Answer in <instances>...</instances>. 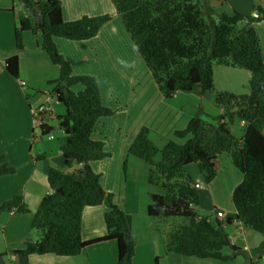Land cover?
Masks as SVG:
<instances>
[{"label": "trees", "instance_id": "16d2710c", "mask_svg": "<svg viewBox=\"0 0 264 264\" xmlns=\"http://www.w3.org/2000/svg\"><path fill=\"white\" fill-rule=\"evenodd\" d=\"M111 1L138 56L165 98H171L177 91H190L195 85L203 93L212 92L215 64L250 72L247 93L215 92L214 103L221 112L207 115L199 106L184 128L174 130L180 141L168 140L158 160H155L158 149L144 125L135 134L127 154L146 162L147 182L164 190L163 194H150L147 213L163 235L165 252L227 259L229 256L221 252L229 244L226 226L237 220L241 226L263 235L262 241L250 250L252 256L260 257L264 254V58L254 23L264 20V7L254 3L255 14L245 15L234 10L218 12L209 0ZM21 2L27 13L18 17L13 30L15 53L4 60V67L17 78L18 53L24 48L23 32L40 34L37 46L59 67L58 78L49 82L54 85L48 95L64 106V112L56 115L57 126L63 134L60 138L63 162L49 169L47 181L51 192L42 197L30 222L31 229L39 231L38 238L28 239L22 248L9 251L22 256L46 253L72 256L93 243L115 240L116 264H129L134 241L126 215L113 203L112 193L102 188L100 175L89 164L110 154L104 150V142L95 139L92 133L99 118L112 116L114 111L102 103L95 77L73 74L70 63L54 41V37L89 39L111 16H82L65 21L60 0ZM74 85H81V89L74 91ZM237 120L245 123L241 137L231 131ZM41 131H51V127L44 124ZM222 152L230 155L242 179L231 194L235 212L219 220L217 212L213 217L197 212L198 188L185 167L195 163L210 183L217 174ZM73 164L81 166L65 170ZM125 166L123 161L124 170ZM14 171L11 166L0 165V175ZM99 204L108 206L103 216L106 233L82 240V209ZM0 210L29 211L20 195L2 203ZM240 252L248 256L243 250L237 251Z\"/></svg>", "mask_w": 264, "mask_h": 264}, {"label": "crops", "instance_id": "0c3cea01", "mask_svg": "<svg viewBox=\"0 0 264 264\" xmlns=\"http://www.w3.org/2000/svg\"><path fill=\"white\" fill-rule=\"evenodd\" d=\"M60 3L61 15L65 21L76 20L82 16L101 14L111 16V19L99 28L95 36L89 39L70 40L54 37L58 51L70 63L73 74H92L96 78L101 100L105 105L102 89L105 87L107 96L116 94L115 87L112 85L117 79L122 78L124 70L127 69L126 72H128L133 69L134 62H136L138 53L135 45L111 0H60ZM252 14L255 13L252 12ZM8 21L9 26L0 27V156H2L0 165L6 164L13 167L15 171L12 174L0 175V205L13 196L20 195L29 211L18 213L14 210H0V264H116L117 243L115 240L93 243L79 254L72 256L53 253L22 256L9 251L22 248L28 239L33 240L30 222L42 197L51 192L47 181L49 169L59 167L63 162L60 150V138L63 134L58 126H54L55 121L57 125L55 114L54 117L47 120L51 132L57 131L56 135H53L54 138H47L42 131V137H36L37 134H34V130L32 131V126H28L27 115L30 113L28 109H32L33 105L30 103L36 99L35 96L29 99L28 90L33 89L36 94L41 95L36 100V103L39 102L38 105L48 100L53 112L56 105L61 106L58 101V104L54 102V97L48 95L54 85L49 82L58 78L59 67L53 64L48 55L37 46L38 36H32L31 32L24 31L22 34L24 48L18 53V77L12 78L13 76L4 67V60L15 53L14 27L10 24L11 21ZM254 26L261 42L264 58V20L255 22ZM100 59L104 60L100 61ZM133 74H138V72L134 71ZM250 76V72L245 69L226 65L222 67L220 64H215L213 66L212 95L205 97L209 91L203 93L201 88L195 85L190 91L175 92L171 98H165L160 91L158 94L157 86L155 88L154 84L156 90H152L149 83L151 80L148 79L151 77L149 72L143 74L142 78H139L138 75L128 78H130L129 82L132 86V96L137 92L142 96V100L146 98L145 103L140 107L141 111L143 110L142 115L145 113L146 107H150L154 101L156 104H153L150 118L154 120V127L161 130L159 133L163 130L166 132V138L163 140H171V136L175 137L174 130L186 126L190 117L199 107V102L202 105L207 103L212 107V111L208 110L206 114L218 115L221 109L212 104L214 103V93L218 91L245 93L247 92L246 82L249 85ZM221 77H223L222 80ZM145 79L148 80L147 83H145ZM140 80L149 84L148 89L152 90L151 93L150 90L147 92L146 87L140 84ZM79 87L81 89V85H74L72 89L78 90ZM240 87L241 89H239ZM59 112L57 114L64 112L62 106ZM102 119L99 118L95 124L92 136L102 140L104 150L110 154L100 160L91 161L89 164L100 175L99 181L102 188L112 193L113 201L126 215L134 241V253L129 264H264V254L255 257L250 253V250L262 241L263 235L258 231L241 226L237 220H233L226 226L227 235H235V238L221 249L224 256H229L227 259L198 258L165 252L164 238L156 230L153 218L147 213L148 202L139 206L140 198L131 192L132 188L128 190V179L133 178L129 169L140 162H138V158L127 154V149L143 125L134 124L133 121L130 125L128 123L127 126H122L123 135L120 130L117 131L120 135H116L115 140L119 143L116 146L107 144L108 141L104 139L112 126H106L109 122L106 120L107 117ZM233 127H238L241 131L239 137H241L245 123L239 120L234 122L231 131L235 134ZM148 136L150 138L149 133ZM150 140L152 141L151 138ZM159 158L157 157L156 160ZM123 161L127 166L125 175H121V169L119 170ZM80 166L81 164H73L71 168L65 170L72 171ZM144 167L147 171L146 166ZM188 173L195 182L200 183L196 172L188 170ZM121 176L124 177L123 182ZM220 179L223 186H226L224 192L230 198V204L224 206L219 200L214 199L211 208L199 212V214L213 217L217 212L218 219L224 220L235 212L231 194L236 184L242 179V174L233 166L231 157L226 152L219 154L217 174L210 183H213L217 188ZM123 191L124 196L120 197L119 195ZM127 191L129 192L128 197ZM148 193L156 192L150 190ZM107 210L108 206L105 204L83 207L80 227L82 240L98 238L106 233L103 216ZM238 250L247 252L248 256L246 257L241 252L237 253Z\"/></svg>", "mask_w": 264, "mask_h": 264}, {"label": "rangeland", "instance_id": "374dc122", "mask_svg": "<svg viewBox=\"0 0 264 264\" xmlns=\"http://www.w3.org/2000/svg\"><path fill=\"white\" fill-rule=\"evenodd\" d=\"M209 3L218 12L231 13L234 10V11H237V12H239L241 14H245V15L252 13V5L254 3H257V4L264 7V0H261V1H258V0H225V1L224 0H209ZM6 5H8V6L6 7ZM26 13H27V11L24 8L21 0H0V27L6 28L7 26H9L8 20H10L11 21L10 24L13 25V27H15L14 25H16L18 17L23 16ZM4 25H5V27H4ZM32 36H35V35L32 34ZM37 36H38L37 37L38 40H40V34H38ZM101 60H104V59H100V61ZM134 61H135V59H134ZM222 67H223V65H222ZM126 70H124L122 78L117 79L115 81V83L112 85L115 87V91H116L115 92L116 94H114V96H107L106 92H105L106 91L105 87L102 89L103 97L105 99V106L109 107L110 109H112L114 111V114L112 116H107V119H106V120H109V122L107 123L106 126H112L113 130L111 128L110 132L109 131L107 132V135L104 139L108 141L107 144L118 146L119 143H117V140H115V138H116L117 134L120 135L117 132L119 130L123 135V129L121 128L122 126H127L128 123L130 125L133 121H134V124H139V125L142 124L148 128L150 138L152 139L155 147L158 149V152L156 153V156H155L156 157L155 160H156L157 157H160V150L163 148V146L165 145V143L169 139L163 140L166 138L165 137L166 132L163 130L161 133H159L161 130H157L154 127L155 126L154 120H152L150 118V116H151L150 112L153 109V107H154L153 104L155 102L152 101V104L150 105V107H146V111L142 115L143 110L141 111L140 107H141V105H143L145 103L146 98L142 100V96L139 95V93L137 94V92H135L132 96V94H131L132 86H131V83L129 82L130 78H128L132 75L133 76L138 75L139 78H142L143 74L148 73L149 71L145 67L144 63L142 62V60L140 59V57L138 55H136V62H134L133 69H131L128 72H126ZM143 70H147V71H143ZM134 71L138 72V74H133ZM87 75L93 76L92 74H87ZM109 76H110V74H109ZM12 78H15V77H12ZM148 79L151 80L149 83L151 85L152 90L153 89L156 90L155 89L156 84L154 83L152 77H149ZM222 79H223V77H221V80ZM140 81H141L140 84L143 85L144 87H146L145 89L148 92L150 90V89H148L150 86H149V84H145L148 82V80L145 79V83L143 80H140ZM153 84L155 85V88H154ZM239 89H241V87ZM246 89L248 92V90H249L248 82H246ZM78 90H80V87ZM152 90H150L149 92L151 93ZM74 91H77V90H74ZM158 91L159 90H157L156 92L158 93ZM28 92H29V99H30V97H33V96L36 97V99L33 102L31 101L30 105H33L32 108L37 107L39 102L36 103V100H37L38 96H41V95L36 94L35 93L36 91H34L33 89L28 90ZM247 92H245V93H247ZM141 93H142V91H141ZM210 95H212V93L207 92L205 97H208ZM53 100H54V102H57L55 97L53 98ZM56 104H58V102ZM212 104L214 107L217 108V105L215 103H212ZM54 105H55V103H54ZM61 106L64 110V106L62 104H61ZM61 106L60 105L55 106L54 112L52 110L53 115L54 114L57 115V112L60 113L59 111L61 110ZM199 106H201V109L204 113L208 112V110L212 111V109H211L212 107L207 105V103H204L202 105V103L199 102ZM28 110L30 111V109H28ZM197 110H198V108H197ZM197 110L194 112V114L197 113ZM207 115H211V114H207ZM203 117H206V116L203 115ZM27 118H28V126H32L31 111H30V113H28ZM102 118L103 117H101L100 120ZM54 126H57L56 121L54 122ZM33 130H34V134H37L36 137H42L41 136L42 135L41 134V128L35 127V128H32V131ZM233 130H234L236 136L239 137L241 134V131L238 129V127H233ZM56 133H57V131L53 130L52 134L56 135ZM171 137H172V139L170 138L171 140H177L174 136H171ZM137 160H139L138 162H140V163L138 165L131 166V168L129 169L130 174L133 178L128 179L129 180L128 190L130 188H132L131 192H134L135 195L137 194L138 198H140V202L138 205L141 206V205H143L144 202L145 203L150 202V194L148 193L150 190L155 191L158 194H163L164 190L160 186H156V185L150 186L151 184L149 185L147 183L148 165L146 162L141 161L139 158ZM143 166H146L147 171L145 170V167L143 168ZM120 169H121V172H120L121 175L122 174L125 175L127 172V166H125V170H124L123 169V163L121 162V167L119 168V170ZM188 170L189 171L193 170L194 172H196V175L198 176V180H200V183L202 184V187L200 189H198L200 201H199V206L196 209L197 212L201 213L205 210L210 209L211 205H212L211 203H212V201H214V199L219 200V202H221L224 206H227L228 203L230 204V198L227 196V193L224 192V187H226V186L225 185L223 186L221 179L217 185L218 187L216 188V186L213 185V183H207L205 181L203 174L199 171L198 166L195 163H191L188 166H186L185 171L187 173H188ZM120 178L123 182L124 177L121 176ZM131 184H133V185H131ZM121 188L123 189V186ZM119 196L120 197L124 196V191ZM128 196H129V192L127 191V197ZM112 201H113V196H112ZM113 203H115V202L113 201ZM37 236H39V231L35 230V229H31V237L33 238V240L37 239L38 238Z\"/></svg>", "mask_w": 264, "mask_h": 264}, {"label": "built area", "instance_id": "2783aa9c", "mask_svg": "<svg viewBox=\"0 0 264 264\" xmlns=\"http://www.w3.org/2000/svg\"><path fill=\"white\" fill-rule=\"evenodd\" d=\"M32 115V128L39 127L41 128L42 125L47 124L48 118L54 117L52 113V108L48 102V100L40 103L37 107L32 108L31 110ZM47 136V138L51 139L54 138L51 131L43 133ZM194 186L198 189L202 187V184L199 182H195ZM240 233V232H238ZM235 238V235H228V241H231Z\"/></svg>", "mask_w": 264, "mask_h": 264}, {"label": "water", "instance_id": "95a60500", "mask_svg": "<svg viewBox=\"0 0 264 264\" xmlns=\"http://www.w3.org/2000/svg\"><path fill=\"white\" fill-rule=\"evenodd\" d=\"M31 13L35 16L34 10H31Z\"/></svg>", "mask_w": 264, "mask_h": 264}]
</instances>
